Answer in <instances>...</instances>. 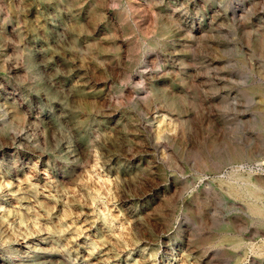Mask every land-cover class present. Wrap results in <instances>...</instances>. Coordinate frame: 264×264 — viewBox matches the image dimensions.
Returning <instances> with one entry per match:
<instances>
[{
  "label": "rangeland",
  "instance_id": "1",
  "mask_svg": "<svg viewBox=\"0 0 264 264\" xmlns=\"http://www.w3.org/2000/svg\"><path fill=\"white\" fill-rule=\"evenodd\" d=\"M0 264H264V0H0Z\"/></svg>",
  "mask_w": 264,
  "mask_h": 264
}]
</instances>
